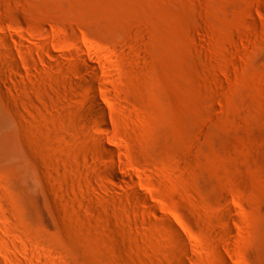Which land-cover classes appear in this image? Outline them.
<instances>
[{
  "label": "rangeland",
  "instance_id": "1",
  "mask_svg": "<svg viewBox=\"0 0 264 264\" xmlns=\"http://www.w3.org/2000/svg\"><path fill=\"white\" fill-rule=\"evenodd\" d=\"M0 34V264H264V0H0ZM80 47L109 133L48 64Z\"/></svg>",
  "mask_w": 264,
  "mask_h": 264
},
{
  "label": "bare ground",
  "instance_id": "2",
  "mask_svg": "<svg viewBox=\"0 0 264 264\" xmlns=\"http://www.w3.org/2000/svg\"><path fill=\"white\" fill-rule=\"evenodd\" d=\"M0 38H1V34H0ZM77 50H78L77 58H78L79 63L78 62H70V59H65L64 61H60V59L58 57L53 56L51 58V62L49 61L48 64L51 67L52 63H54V70H56L58 76H60V78L62 79L67 97L78 98L80 91H84L86 93L87 100L83 101L84 102V109L81 112V117L84 121V126H86L88 129V128L95 125L99 128L105 129V131L107 133H109L110 129H109V124H108L107 119H108V116H110L111 121H112L114 115L107 108V105L109 103H111L110 98H109V94L107 93L109 88L103 87V85H104L103 76L98 73V71L100 69L99 62L92 55L93 49H90V48L84 49V48L80 47ZM19 53L21 54L22 62L24 63L25 67H28L30 65V63L28 62L29 61L28 57H26L24 55L23 51L19 52ZM9 58H10V56H9ZM41 58H42V56H41ZM13 59H14V55H13ZM9 60H11V59H9ZM14 60L12 62V65L11 64L10 65L8 64V65L10 67L13 66L17 70L20 67H19L18 63ZM8 62H11V61H8ZM31 66L32 65H30V67ZM28 69H30V68H28ZM10 76H12V75L9 74V78L12 79L13 76H12V78ZM71 76H74L76 78V81L71 79L70 78ZM12 80H15V79H12ZM67 87H68V89H66ZM119 141L120 140H118L117 138L116 139L110 138L109 142L104 143V145H103L105 150L99 151V149H96V154L105 156V160L108 161V164L105 166V168H106L105 171L102 172V174H103L102 176L107 178V180H109V182L113 183L112 186H109V187L106 186V188H108L107 190H109V193L111 195H113V197H111V198H117L116 197V195H117V196H121V198H119V200H120L126 196L125 198H128V199L131 198V200H130L131 204H132V200H133L132 198L137 200L138 201L137 203L139 204V203H141V201L143 202V200L146 201V197H144L143 194L139 190H137V188H136L137 184H138V179L139 180H142V179L140 178L141 176L136 175V173L134 171L127 169L126 164L121 161L122 151H121ZM117 158H119V161H116ZM140 183H142V182H140ZM113 186H115V187L113 188ZM120 190L123 191V193L119 192ZM125 198L122 201H124ZM147 201H148V198H147ZM147 201H146V203L144 202L145 205L149 202H152V201H148V202ZM117 202H118V200H117ZM125 203L126 202L121 203L122 206ZM144 203H141V204L144 205ZM138 204H135V205L139 206L140 204L139 205ZM126 205H127V203H126ZM141 206L142 205H140V208H141ZM153 206L151 205V203H150V206H148V207H150L149 208L150 210L148 209L150 212L152 211V209L155 211ZM128 207H129V204H128ZM125 208H126V206H125ZM146 208H147V206H146ZM129 209H130V207H129ZM131 209H132L131 214L137 213L136 211L134 212V210H138L135 206ZM126 210H127V208H126ZM140 211H143L142 208ZM149 211H147V213ZM143 212L145 213L146 211H143ZM143 212H141V213L139 212V213L144 214ZM147 213H146V215H147ZM149 214H152V213H149ZM137 216L140 217V218H138V217L137 218L140 219V222H141V219H143L142 218L143 216H139V215H137ZM147 216L149 217L150 215H147ZM155 216H156V214L154 216H150V218L155 217ZM133 218L135 221L136 216ZM145 219H147V218H145ZM137 221L138 220L136 219V222ZM137 224H140V223H137ZM142 224H143V221H142ZM182 239H184L183 236H182ZM182 239L180 241H183L184 243L186 242L185 244L188 243L186 240L184 241ZM185 244H184V246H185ZM185 251H187V249H185ZM185 253H186L184 256L185 259L192 260L194 258V257L191 258L192 256L190 257L188 252H185ZM224 263L230 264L229 262H226V261H224Z\"/></svg>",
  "mask_w": 264,
  "mask_h": 264
}]
</instances>
